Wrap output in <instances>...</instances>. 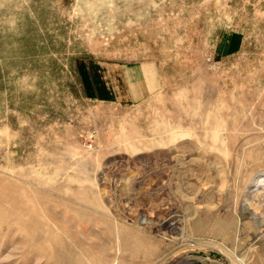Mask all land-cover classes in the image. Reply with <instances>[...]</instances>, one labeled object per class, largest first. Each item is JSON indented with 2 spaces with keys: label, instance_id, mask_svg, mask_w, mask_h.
Segmentation results:
<instances>
[{
  "label": "rangeland",
  "instance_id": "obj_1",
  "mask_svg": "<svg viewBox=\"0 0 264 264\" xmlns=\"http://www.w3.org/2000/svg\"><path fill=\"white\" fill-rule=\"evenodd\" d=\"M263 178L264 0H0V264H264Z\"/></svg>",
  "mask_w": 264,
  "mask_h": 264
},
{
  "label": "crops",
  "instance_id": "obj_2",
  "mask_svg": "<svg viewBox=\"0 0 264 264\" xmlns=\"http://www.w3.org/2000/svg\"><path fill=\"white\" fill-rule=\"evenodd\" d=\"M140 69L143 68L130 72L126 71L125 77L115 81V88L111 86L109 75L106 77L103 72L100 73L99 71V74L95 73L92 78L89 77L83 82L81 90L88 98H93L96 101L97 99L106 101L115 99L114 97L118 95L119 89L126 87L129 100L139 101L150 93V86L142 77L139 78L136 75L130 77L129 74Z\"/></svg>",
  "mask_w": 264,
  "mask_h": 264
},
{
  "label": "bare ground",
  "instance_id": "obj_3",
  "mask_svg": "<svg viewBox=\"0 0 264 264\" xmlns=\"http://www.w3.org/2000/svg\"><path fill=\"white\" fill-rule=\"evenodd\" d=\"M253 187H255V189L259 188L260 186H264V178L263 179H258L254 182V184L252 185ZM262 188V187H260ZM256 192V190H255ZM259 214V213H258ZM174 215V214H173ZM261 215V214H260ZM262 216V215H261ZM178 216H167L165 219H164V222L162 223V225H158V227H164V228H170L171 226H173L174 224H177L178 222ZM263 218V217H262ZM153 225L152 223H150L149 221H145L143 223V227H148L149 229L148 230H151L153 228ZM156 227V225H155ZM157 229V228H156ZM180 237V236H179ZM180 264H190L188 263L187 261L183 260L180 262Z\"/></svg>",
  "mask_w": 264,
  "mask_h": 264
}]
</instances>
